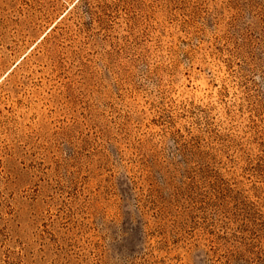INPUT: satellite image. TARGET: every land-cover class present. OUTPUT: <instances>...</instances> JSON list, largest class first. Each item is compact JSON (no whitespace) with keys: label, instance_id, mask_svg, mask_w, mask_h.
Listing matches in <instances>:
<instances>
[{"label":"rangeland","instance_id":"374dc122","mask_svg":"<svg viewBox=\"0 0 264 264\" xmlns=\"http://www.w3.org/2000/svg\"><path fill=\"white\" fill-rule=\"evenodd\" d=\"M0 264H264V0H0Z\"/></svg>","mask_w":264,"mask_h":264}]
</instances>
